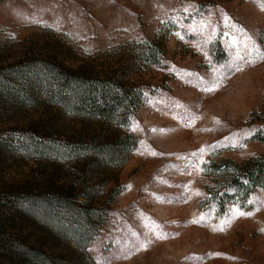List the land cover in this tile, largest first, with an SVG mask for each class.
<instances>
[{"label": "rangeland", "instance_id": "obj_1", "mask_svg": "<svg viewBox=\"0 0 264 264\" xmlns=\"http://www.w3.org/2000/svg\"><path fill=\"white\" fill-rule=\"evenodd\" d=\"M145 39L161 41L166 57L142 73L149 89L127 130L138 147L112 171L105 192L115 197L89 256L95 264H264V190L239 206L252 215L230 214L231 204L219 216L201 207L214 186L205 164L189 167L200 159L264 157V144L251 140L264 117V0L0 1V61L39 42L49 51L58 45L75 68ZM213 85L214 92L205 90ZM13 107L0 112L4 134L50 125L57 136L86 137L108 128L43 104ZM201 149L202 156L191 155ZM13 155L4 159V182L22 185L48 169L18 150Z\"/></svg>", "mask_w": 264, "mask_h": 264}, {"label": "trees", "instance_id": "obj_2", "mask_svg": "<svg viewBox=\"0 0 264 264\" xmlns=\"http://www.w3.org/2000/svg\"><path fill=\"white\" fill-rule=\"evenodd\" d=\"M216 49L222 56L223 48ZM58 50V45L49 51L29 42L0 61V112L10 111L12 104L15 111L43 104L108 128L86 137L78 132L57 136L50 125L21 135L0 130V264H95L88 248L115 197V191L105 192L112 171L138 147L127 130L149 89L142 73L161 66L166 57L162 42L154 39L116 46L102 63L89 60L75 68L66 66ZM259 122L251 140L264 144L263 116ZM16 150L48 169L22 185L4 182V159H13ZM203 169L214 186L201 207L219 216L231 204L246 207L254 192L264 190V157L210 161Z\"/></svg>", "mask_w": 264, "mask_h": 264}, {"label": "snow or ice", "instance_id": "obj_3", "mask_svg": "<svg viewBox=\"0 0 264 264\" xmlns=\"http://www.w3.org/2000/svg\"><path fill=\"white\" fill-rule=\"evenodd\" d=\"M180 38L183 39V37H180ZM235 70L238 71L239 69L237 68V69H235ZM205 90L208 91V92H214V91L216 90V86L213 85L212 87H209V88H207V89H205ZM210 147L215 148L216 146H215V145H212V146H210ZM225 147H227V145H225ZM231 147L234 148V147H236V145L234 144V145H232ZM203 153H204V149H201L199 153H192L191 155L194 156V157L197 156V155H201V156H202ZM207 163H208L207 161H205V160H203V159H200L198 162L189 165V167H191L192 169H196V168H197V165H204V164H207ZM243 183L246 184L247 181H243ZM233 191H235V189H233ZM247 203H252V201H251V200H248ZM22 206H25V207H26L27 205L24 204V205H22ZM236 213H238L239 216H245V215H252V214H253L252 212L245 213L244 211H242V210L240 209V207H239L238 204H237V205H234L233 208L231 209V212H230V214H236ZM220 230H221V231L224 230L223 226H221ZM210 255H211V254H210ZM215 255H223V254H219V253H217V254H215Z\"/></svg>", "mask_w": 264, "mask_h": 264}]
</instances>
